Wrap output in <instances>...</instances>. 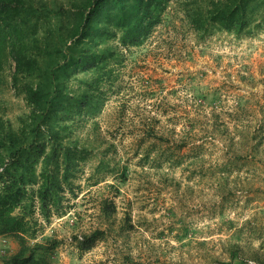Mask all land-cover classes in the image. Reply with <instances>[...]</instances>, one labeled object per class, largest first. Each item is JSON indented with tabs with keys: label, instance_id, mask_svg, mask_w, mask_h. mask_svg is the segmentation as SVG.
<instances>
[{
	"label": "rangeland",
	"instance_id": "obj_1",
	"mask_svg": "<svg viewBox=\"0 0 264 264\" xmlns=\"http://www.w3.org/2000/svg\"><path fill=\"white\" fill-rule=\"evenodd\" d=\"M41 1L54 10L68 0ZM185 1L167 8L176 29L158 28L143 48L124 51L96 123L76 130V195L64 192L49 220L35 208L30 241H58L52 264H264V165L241 156L246 137L236 132L230 149L226 136L242 115L238 101L264 111V29L252 21L239 33L196 35L180 21ZM12 71L9 60L0 115L17 127L28 107ZM150 119L160 138L141 135ZM94 230L104 235L81 249ZM17 249L0 236V264Z\"/></svg>",
	"mask_w": 264,
	"mask_h": 264
},
{
	"label": "trees",
	"instance_id": "obj_2",
	"mask_svg": "<svg viewBox=\"0 0 264 264\" xmlns=\"http://www.w3.org/2000/svg\"><path fill=\"white\" fill-rule=\"evenodd\" d=\"M170 2L68 0L53 10L41 0H0V90L12 60V84L28 107L17 127L0 115V236L18 244L1 264H52L50 251L58 241H30L35 208L49 220L60 213L64 192L76 195L83 160L76 130L87 121L96 123L107 91L119 79L124 51L143 48L158 28L176 29ZM180 6V21L196 35L211 28L239 33L252 21L264 29V0H188ZM245 101L234 105L247 118L232 120L228 145L231 149L237 132L247 138L241 156L264 165V111H249ZM154 120L142 122V136H162ZM105 203L106 214L112 213L113 202ZM103 235L102 230L82 235L80 248L89 249Z\"/></svg>",
	"mask_w": 264,
	"mask_h": 264
}]
</instances>
